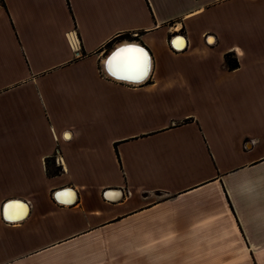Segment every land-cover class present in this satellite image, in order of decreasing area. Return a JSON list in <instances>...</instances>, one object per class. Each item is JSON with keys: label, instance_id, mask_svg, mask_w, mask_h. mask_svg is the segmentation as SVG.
Here are the masks:
<instances>
[{"label": "crops", "instance_id": "0c3cea01", "mask_svg": "<svg viewBox=\"0 0 264 264\" xmlns=\"http://www.w3.org/2000/svg\"><path fill=\"white\" fill-rule=\"evenodd\" d=\"M0 264H264V0H0Z\"/></svg>", "mask_w": 264, "mask_h": 264}, {"label": "snow or ice", "instance_id": "6c2138e0", "mask_svg": "<svg viewBox=\"0 0 264 264\" xmlns=\"http://www.w3.org/2000/svg\"><path fill=\"white\" fill-rule=\"evenodd\" d=\"M110 63L116 65H126L134 69L140 75L143 74L147 66L146 55L142 49L139 48H126L122 49L113 56ZM10 213H15L16 217L19 218L23 214L24 205L22 204H10L8 206ZM11 218V216L9 217Z\"/></svg>", "mask_w": 264, "mask_h": 264}, {"label": "bare ground", "instance_id": "6f19581e", "mask_svg": "<svg viewBox=\"0 0 264 264\" xmlns=\"http://www.w3.org/2000/svg\"><path fill=\"white\" fill-rule=\"evenodd\" d=\"M180 38H181L182 41L184 40L183 37H180ZM211 40H213V39H212V38H209V41H211ZM125 45H126V44H125ZM125 45H122V46H125ZM122 46H121V47H122ZM174 46H175V43H174ZM119 51H120V49L117 50L114 54H112L111 57L113 58V56H115L116 53L119 52ZM111 61H112V60H111ZM106 65H107V63H106ZM112 65H113V63H112ZM108 67H109V66H108ZM108 69H109V68H108ZM108 69H107V66H106L107 73H109ZM111 70H113V72H116V74H117V75H120V76H125V77H141V76L144 75L143 78H146L147 75L150 73V59H149V68H148V70L145 69L142 75H140L139 73H137L134 69H132V68H130V67H127L126 65H119V66H118V65L114 64V67H113V69H111ZM148 72H149V73H148ZM56 197H57V196H55V198H56ZM73 201H74V200H73ZM73 201H72V202H69V203H73ZM15 202H17V201H9V202L4 206V209H3V211H2V216H3L4 218H6L7 220H9V221H13V222H14V221H20L21 219H23V218L27 215V210L25 209V206H26V205H24V204H22V205H24L23 214L20 215L19 218L13 216L12 213L10 214L8 206H9L10 204H14ZM10 216H11V218H9ZM6 219H4V220H6Z\"/></svg>", "mask_w": 264, "mask_h": 264}, {"label": "water", "instance_id": "95a60500", "mask_svg": "<svg viewBox=\"0 0 264 264\" xmlns=\"http://www.w3.org/2000/svg\"><path fill=\"white\" fill-rule=\"evenodd\" d=\"M126 48H139V49H142L143 50V52L145 53V55H146V60H147V66H146V69L148 70V68H149V56H148V53H147V51L144 49V48H142V47H139V46H136V45H133V44H128V45H125V46H122V47H119V48H117L112 54H114L117 50H122V49H126ZM112 54L110 55V58L109 59H107L106 60V63H107V69H108V71H109V73H107V74H109L110 76H112L113 78H116V79H118V80H123V81H127V82H132V83H138V82H141V81H143L145 78H143V76H141V77H125V76H120V75H117L116 74V72H113V70H111V69H113V67H114V64L112 65V63H110L111 62V60H112ZM109 66V67H108ZM9 201H6L3 205H2V211H3V209H4V206L8 203ZM4 218V217H3ZM5 219V218H4ZM7 221V220H6Z\"/></svg>", "mask_w": 264, "mask_h": 264}, {"label": "trees", "instance_id": "16d2710c", "mask_svg": "<svg viewBox=\"0 0 264 264\" xmlns=\"http://www.w3.org/2000/svg\"><path fill=\"white\" fill-rule=\"evenodd\" d=\"M226 66L228 69H234L237 67V62L235 59H231L230 55L225 57Z\"/></svg>", "mask_w": 264, "mask_h": 264}, {"label": "built area", "instance_id": "2783aa9c", "mask_svg": "<svg viewBox=\"0 0 264 264\" xmlns=\"http://www.w3.org/2000/svg\"><path fill=\"white\" fill-rule=\"evenodd\" d=\"M177 36H180V35H177ZM177 36H174V37H177ZM174 37H173V38H174ZM181 37H182V36H181ZM173 38H172V39H173ZM209 38H210V37H207V41H208ZM172 39H171V42H172ZM172 50H173L174 52H177V51H175L173 48H172ZM109 58H110V56L108 57V59H109ZM148 73H149V72H148ZM125 194H126V196H129V195H130V192L126 191Z\"/></svg>", "mask_w": 264, "mask_h": 264}]
</instances>
